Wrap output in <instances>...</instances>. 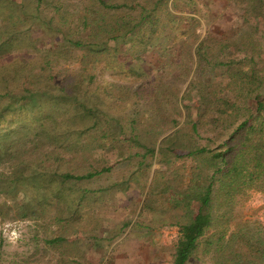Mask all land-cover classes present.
I'll list each match as a JSON object with an SVG mask.
<instances>
[{
    "label": "trees",
    "instance_id": "16d2710c",
    "mask_svg": "<svg viewBox=\"0 0 264 264\" xmlns=\"http://www.w3.org/2000/svg\"><path fill=\"white\" fill-rule=\"evenodd\" d=\"M191 4L0 0V165L14 162V179L1 188L12 205L2 204L0 218L14 208L15 218L29 213L81 223L103 190L85 182L111 171L102 167L108 148L118 162L141 158L131 174L151 162L168 169L176 159H192L197 165L183 192V176L175 170L178 187L163 180L157 193L167 196L160 224L178 228L171 264H188L199 254H208L211 264H264L258 228L245 222L227 234L235 198L264 192V0H233L239 26L219 39L201 38L194 19L177 15ZM29 51L40 59L26 61L22 55ZM72 51L81 53L78 71L54 74L53 65ZM103 64L120 85L96 84L92 73ZM12 114L22 119L7 120ZM5 121L14 128L3 133ZM183 125L195 136L209 127L223 139L214 148L200 147ZM29 136V149L19 148ZM119 141L138 151L123 152Z\"/></svg>",
    "mask_w": 264,
    "mask_h": 264
},
{
    "label": "rangeland",
    "instance_id": "374dc122",
    "mask_svg": "<svg viewBox=\"0 0 264 264\" xmlns=\"http://www.w3.org/2000/svg\"><path fill=\"white\" fill-rule=\"evenodd\" d=\"M191 1V7H184L183 12L176 13L181 17L194 19L191 24L201 38L219 39L224 37L226 32L229 34L239 26L238 18L234 12H231L233 0ZM73 6L79 7L78 4ZM80 6H84V3H80ZM221 15H225L224 20ZM22 56H25V60L29 62L40 59V54L32 51ZM241 58L243 55H239V59ZM80 60L81 53L72 51L69 55L66 54L59 64L53 65V73L63 75L76 73ZM113 74L114 71L106 69L105 64L92 73L96 77V84L101 83L106 86L114 82L120 85V77H113ZM188 81L189 77L183 89L188 85ZM220 81L223 85L226 83L224 78L215 76V82ZM22 88L18 87V89ZM117 92L115 89L114 93ZM189 114L194 115L193 112ZM8 119L17 121L22 118L12 114ZM177 120L184 122L183 117H178ZM2 126L3 133L14 128V126L9 127L7 121ZM179 127L180 125L177 128ZM181 131L194 137L200 147L214 148L215 144L221 143L223 139L217 140V131L214 133L209 127L198 130V136L192 135L188 125H183ZM167 134L168 132H165L163 137ZM31 142L32 138L29 136L25 140V145L22 147L19 144V148L27 150ZM116 147L124 150L125 153L127 151V154L138 151L130 143L124 144V141H119ZM105 157L106 164L102 165L100 162L98 167L100 165L110 167L111 171L101 173L85 182L87 188L100 187L103 190L95 197L91 208L83 212L81 223L77 222L73 226L55 222L50 217L35 218L29 213L25 218H15L14 208L7 216L0 218V264H171L178 228L160 224L161 218L157 214L163 209L162 202L167 203V196L166 193L164 194L166 198L157 193L163 188V180L170 181L169 185L173 189L178 187L173 181L175 170H180L179 173L183 176L182 188H180L183 192L197 165L196 161L176 159L173 166L168 169L163 164L151 162L149 169L131 174L135 169L134 166L141 160L140 157L134 156L128 161L118 162L116 152L109 148ZM205 157L206 155L201 158ZM145 162L150 163V156L145 157ZM13 163L11 161L0 165V209L3 203L7 206L12 205L1 188L14 179ZM208 172L211 174V170ZM129 174H131L129 180L124 183L123 180ZM161 175L164 178L158 180ZM148 203L151 211L147 209L142 211L144 204ZM27 208L24 213L28 211ZM192 209L196 211L197 204L192 205ZM172 211L167 208L165 213L172 214ZM231 212L232 219L227 234L237 224L246 222L250 227L258 228L264 239V192L247 191L241 197L235 198ZM126 225L127 227L123 228ZM77 226L82 228L78 230ZM81 231L85 232L83 236ZM12 232L19 233V238L14 243L9 239ZM87 233L89 238L86 237ZM54 237H64L63 243L50 244L49 241ZM188 264H211V259L208 254L205 256L199 254L197 259H192Z\"/></svg>",
    "mask_w": 264,
    "mask_h": 264
},
{
    "label": "clouds",
    "instance_id": "9594fccd",
    "mask_svg": "<svg viewBox=\"0 0 264 264\" xmlns=\"http://www.w3.org/2000/svg\"><path fill=\"white\" fill-rule=\"evenodd\" d=\"M18 238H19V233H17V232H12V233H11V236L9 237L10 241L13 242V243H14L15 240L18 239Z\"/></svg>",
    "mask_w": 264,
    "mask_h": 264
}]
</instances>
